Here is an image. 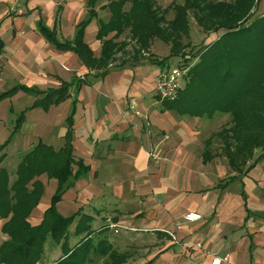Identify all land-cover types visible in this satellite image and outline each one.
<instances>
[{
  "label": "crops",
  "instance_id": "crops-1",
  "mask_svg": "<svg viewBox=\"0 0 264 264\" xmlns=\"http://www.w3.org/2000/svg\"><path fill=\"white\" fill-rule=\"evenodd\" d=\"M103 5L83 34L95 57L101 52L97 32L104 21L99 12ZM14 7H21L22 15L8 16ZM87 11V0H0V93L18 84L47 91L74 78L90 80L57 105L27 110L0 153V168L14 154L22 155L8 171L12 182L17 165L38 142L59 149L74 109L72 154L88 170L56 204L61 216L90 217L92 236L127 253L124 264H212L218 259L219 264H264V159L239 174L213 140L211 157L204 158L208 122L227 115L199 118L165 109L154 85L171 65L126 64L94 79L75 53L58 50L38 32L42 23L58 41H72ZM25 95L32 98L25 102ZM130 98H135L139 115L129 109ZM36 99L19 91L0 101V145L9 138L17 115ZM39 181L44 192L28 217L32 225L40 223L57 189L54 179L41 176ZM188 214L200 219L186 221ZM78 220L76 216L68 230L69 247L84 236L74 234ZM2 224L0 243L7 239ZM110 225L135 231L115 233ZM51 256V263L62 256L61 245L46 244L44 260Z\"/></svg>",
  "mask_w": 264,
  "mask_h": 264
},
{
  "label": "trees",
  "instance_id": "trees-1",
  "mask_svg": "<svg viewBox=\"0 0 264 264\" xmlns=\"http://www.w3.org/2000/svg\"><path fill=\"white\" fill-rule=\"evenodd\" d=\"M98 1L87 0V16L78 24L72 41H58L42 23L38 24V32L58 50L75 53L82 64L94 72V79L126 64L163 67L168 65L170 58L177 57L176 64L189 65L190 68L178 98L161 101L162 106L181 115L199 118L230 115L231 126L220 130L214 137L220 139L221 153L239 174L264 159V15H253L255 0H235L233 3L184 0L182 5H174V16L170 21L165 19L166 10H159L154 0H107L100 9H107L109 17L99 22L97 39L101 42V52L95 57L84 42L83 34L86 25L98 16ZM189 13L206 37L216 35L194 53L184 52L181 43L189 33ZM126 31L136 46L132 55L134 59L123 60L112 67L115 56L126 47L124 42L118 41ZM112 33L113 36L109 37ZM153 39L170 46L166 57L150 56L148 52ZM2 49L0 37V55ZM144 52L148 57L141 55ZM89 83L90 80L83 77L74 78L69 83L62 82L58 88L47 91L18 84L1 92L0 101L19 91L37 99L17 115L9 138L0 145V153L20 128L27 110H46L69 98L71 89L76 93L79 86ZM242 102H246V106ZM73 114L74 109L67 119L68 130L59 149L38 142L17 165L12 182L8 171L0 168L1 233L7 237L0 243V264H38L44 258L48 242L61 245L62 251V256L51 264H92L94 258L101 259L102 264H124L128 258L127 253L116 252L104 239L94 238L89 226L91 218L81 214L76 215L79 220L74 234L84 236L73 247L68 246V230L76 216H61L56 204L88 170L72 154ZM211 140L205 142V159L211 157L208 149ZM256 150L260 153L253 159ZM3 158L4 153L0 155V161ZM41 176L56 180L57 189L40 223L32 225L28 217L44 192V185L39 181Z\"/></svg>",
  "mask_w": 264,
  "mask_h": 264
},
{
  "label": "rangeland",
  "instance_id": "rangeland-1",
  "mask_svg": "<svg viewBox=\"0 0 264 264\" xmlns=\"http://www.w3.org/2000/svg\"><path fill=\"white\" fill-rule=\"evenodd\" d=\"M207 1L211 2V3H215L217 1H223V2H229V3L235 2V0H207ZM20 2H22V0H19L16 3H20ZM154 2H155V6L159 10H161V11L166 10L165 19L167 21H170L174 16V10H173L174 5H182L184 0H154ZM102 4H104V5L107 4V0H100L98 7H99V5H102ZM98 7H96V8L98 9ZM128 7H129V4H127L125 6L126 9ZM19 10H21L22 13L24 11L23 9H21V7H16L13 10L9 9V12L7 15L12 16V17L22 15V14L18 13ZM99 12H100L101 18H103V20L106 21L109 17L108 10L107 9L106 10L100 9ZM252 12H254L253 13L254 16L264 15V0H255V6H254V9L252 10ZM188 27H189L188 36L184 37L181 41L182 46H184L183 47L184 52L186 51V52L190 53L192 51L194 53L195 51H197V49L200 48V46L202 44L205 45L206 43L210 42L212 39H214L216 37V35H214V34L210 35L209 37H206V34L201 30V28L194 21L192 13L188 14ZM121 39H123L122 42H124L126 44V47L124 48V50L118 52L119 54H117L115 56L112 67L119 65V63H121L123 60L130 61V60L134 59V57L132 55L134 53L136 46H135L134 41L131 39L128 31L124 32V34L121 35ZM118 41H120V40L118 39ZM151 47L153 48L154 51H152L153 53H151L149 50L148 53L151 54L150 56L153 55L154 57L161 59V58L166 57L169 54L170 46L168 44L163 43L162 41H160L158 39H153L151 41L150 48ZM141 55L143 57H148V54L145 52L141 53ZM176 60H177V57L176 58H170L168 61V64L171 66L176 65ZM195 60H196V58L192 61L195 62ZM25 97H26L25 102H28V99L32 98L31 96H27V95H25ZM242 105L246 106V102H242ZM3 109H4V107L3 106L1 107V104H0V115L3 112ZM231 118L232 117L230 115H227L226 118L211 121L212 123L208 122V125H207V127L203 133V140L208 141L212 138L213 141L212 140L211 141L213 142V144L216 145V148L219 151V149H221V141H220V139L214 137V135L217 132H219L220 130H222L224 128H228L229 126H231V123H230ZM259 153H260V151L256 150L254 153L253 159ZM21 156L22 155L18 156V154L16 153L13 155V157L6 159L5 163H4V167L6 168V170L10 171L11 168L15 167L16 166L15 164L18 162V160L21 158ZM0 162H2V161H0ZM250 162H252V160ZM53 259H54L53 256H51L45 260L43 258L42 259V260H44L43 264H49L53 261ZM101 262H102L101 259L94 258L92 264H101Z\"/></svg>",
  "mask_w": 264,
  "mask_h": 264
},
{
  "label": "built area",
  "instance_id": "built-area-1",
  "mask_svg": "<svg viewBox=\"0 0 264 264\" xmlns=\"http://www.w3.org/2000/svg\"><path fill=\"white\" fill-rule=\"evenodd\" d=\"M19 0H16L18 2ZM15 8V7H14ZM12 8L11 10H13ZM19 14H22V11H18ZM189 65H180L176 64L170 66L165 71L161 72L156 80L154 85V93L159 98L160 101H174L178 98L179 92L182 88L183 82L187 73L189 71ZM128 106L131 111L135 114L139 115V112L136 108V100L135 98H130L128 100ZM148 156L151 157V154L148 153ZM200 219L199 215L196 214H188L185 216V220L189 222L197 221ZM111 229L117 233L119 230H127V231H135V229L123 226V225H110ZM168 234L174 239V236L168 232ZM228 257L225 256L223 260H227ZM220 260H213L212 264H219Z\"/></svg>",
  "mask_w": 264,
  "mask_h": 264
}]
</instances>
